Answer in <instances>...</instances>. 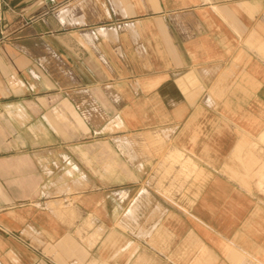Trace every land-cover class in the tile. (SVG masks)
Masks as SVG:
<instances>
[{"label": "crops", "instance_id": "obj_1", "mask_svg": "<svg viewBox=\"0 0 264 264\" xmlns=\"http://www.w3.org/2000/svg\"><path fill=\"white\" fill-rule=\"evenodd\" d=\"M262 174L264 0H0V264H264Z\"/></svg>", "mask_w": 264, "mask_h": 264}, {"label": "rangeland", "instance_id": "obj_2", "mask_svg": "<svg viewBox=\"0 0 264 264\" xmlns=\"http://www.w3.org/2000/svg\"><path fill=\"white\" fill-rule=\"evenodd\" d=\"M119 144V148H122L121 147V142H119L118 143ZM259 182H260V186H261V188H262V190H264V174H262L261 176H260V179H259ZM70 192L71 190H69V189H63V188H57V190L54 192V193H51V195L50 194H48V196L50 197H52V196H54V197H56L55 199H58L57 197L60 195V193H64V192ZM59 204L60 206H62V202H61V200H56V202H55V204Z\"/></svg>", "mask_w": 264, "mask_h": 264}]
</instances>
